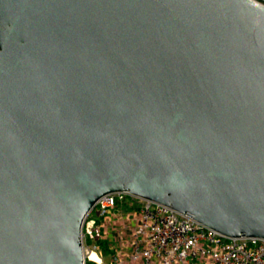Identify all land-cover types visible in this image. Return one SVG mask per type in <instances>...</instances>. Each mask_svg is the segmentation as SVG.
Here are the masks:
<instances>
[{
  "label": "water",
  "instance_id": "1",
  "mask_svg": "<svg viewBox=\"0 0 264 264\" xmlns=\"http://www.w3.org/2000/svg\"><path fill=\"white\" fill-rule=\"evenodd\" d=\"M115 193L264 240V0H0V264Z\"/></svg>",
  "mask_w": 264,
  "mask_h": 264
},
{
  "label": "built area",
  "instance_id": "2",
  "mask_svg": "<svg viewBox=\"0 0 264 264\" xmlns=\"http://www.w3.org/2000/svg\"><path fill=\"white\" fill-rule=\"evenodd\" d=\"M110 221L116 224L114 238ZM99 240L110 243L109 255H103ZM83 246L84 264H264L263 239L228 238L128 193L98 201L85 219Z\"/></svg>",
  "mask_w": 264,
  "mask_h": 264
},
{
  "label": "trees",
  "instance_id": "3",
  "mask_svg": "<svg viewBox=\"0 0 264 264\" xmlns=\"http://www.w3.org/2000/svg\"><path fill=\"white\" fill-rule=\"evenodd\" d=\"M98 245H99V247L102 249V251H103V255H104V256H105V255L107 256V255L110 254V243H109V242L99 240V241H98Z\"/></svg>",
  "mask_w": 264,
  "mask_h": 264
},
{
  "label": "rangeland",
  "instance_id": "4",
  "mask_svg": "<svg viewBox=\"0 0 264 264\" xmlns=\"http://www.w3.org/2000/svg\"><path fill=\"white\" fill-rule=\"evenodd\" d=\"M125 210H127V208H125ZM108 226H109L108 234L110 235V238H114L115 237V231L113 229L116 227V224H114V221H110Z\"/></svg>",
  "mask_w": 264,
  "mask_h": 264
},
{
  "label": "bare ground",
  "instance_id": "5",
  "mask_svg": "<svg viewBox=\"0 0 264 264\" xmlns=\"http://www.w3.org/2000/svg\"><path fill=\"white\" fill-rule=\"evenodd\" d=\"M215 231V230H214ZM217 232V231H216ZM95 258H97L96 256H95Z\"/></svg>",
  "mask_w": 264,
  "mask_h": 264
}]
</instances>
